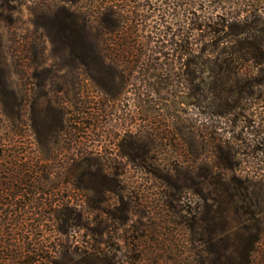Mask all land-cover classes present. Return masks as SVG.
<instances>
[{
	"label": "rangeland",
	"instance_id": "obj_1",
	"mask_svg": "<svg viewBox=\"0 0 264 264\" xmlns=\"http://www.w3.org/2000/svg\"><path fill=\"white\" fill-rule=\"evenodd\" d=\"M59 4L0 0V146L25 148L42 183L21 224L0 214V239L27 246L26 264H203L202 212L211 236L225 222L233 238L252 204L229 181L264 175L263 12L213 41L182 40L188 15L175 12L164 43H106L133 46L119 59L134 63L101 89L93 78L113 74L73 64ZM11 249L0 264H15Z\"/></svg>",
	"mask_w": 264,
	"mask_h": 264
},
{
	"label": "trees",
	"instance_id": "obj_2",
	"mask_svg": "<svg viewBox=\"0 0 264 264\" xmlns=\"http://www.w3.org/2000/svg\"><path fill=\"white\" fill-rule=\"evenodd\" d=\"M258 11H262L264 15V0H60L55 9L59 25L56 34L67 43L63 50H67L77 68L89 73L113 74L108 79L93 78L101 89H108L117 86L107 85L106 81H112L116 77L123 78L132 72L131 64L134 61L119 59L120 56H125V48L133 46H107L106 43H164V40L173 37L174 32H169L172 22L168 17L175 12L188 15V22L185 23L188 25V32L182 40L186 39L187 43H199L201 39L213 41L220 31L240 21L241 16L243 19L254 14L262 17ZM157 16L159 20H152ZM146 29L151 30L153 36L144 35ZM204 31L206 33L203 34ZM6 151L8 159L5 163H0V209L4 211L0 214L11 217L3 219L1 223L16 225L22 223L13 218L25 211L24 200L27 198L31 202V197L27 194L36 192L42 183L39 177L32 175L34 168L29 167L24 160L25 148L18 145L7 148L0 146V156ZM229 185L238 189L231 193L235 201L247 199L252 204L247 211V218L251 222L237 224L233 238L228 234L231 228H225L227 225L222 222L220 230L227 233L218 237L211 236V224L206 222L208 212H202V237L199 240L203 244V264L206 261L207 264H264V222L260 216L264 214V196L261 198L260 195L264 189V175H252L245 179L233 177ZM237 187L251 190L243 194ZM50 209L57 213V207ZM241 209L242 206L237 207L236 211L240 213ZM189 226L193 238L195 224L191 219ZM5 240L0 239L2 251L11 246L13 255L10 259L15 260V264H26L24 253L29 251L28 247L17 250L14 249L17 247L7 244ZM229 242L233 253L223 251L227 250ZM38 250L42 251V247L36 249Z\"/></svg>",
	"mask_w": 264,
	"mask_h": 264
}]
</instances>
